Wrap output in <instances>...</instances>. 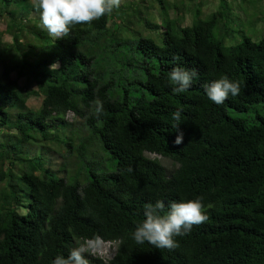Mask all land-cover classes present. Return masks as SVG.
<instances>
[{
  "label": "trees",
  "instance_id": "obj_1",
  "mask_svg": "<svg viewBox=\"0 0 264 264\" xmlns=\"http://www.w3.org/2000/svg\"><path fill=\"white\" fill-rule=\"evenodd\" d=\"M144 3L120 4L55 40L32 0H0V264H52L97 238L115 252L110 260L85 253L89 264H264V35L227 47L213 34L224 19L221 3L185 27L177 3ZM176 67L199 74L182 93L169 80ZM222 76L241 91L217 105L204 85ZM34 97H41L36 109L27 105ZM69 113L86 135L79 132L73 164H80L66 179L50 167L51 147L32 148L41 140L74 152L61 134ZM178 131L183 142L175 145ZM94 146L109 155L111 172L84 162ZM148 155L176 166L169 171ZM199 197L208 220L174 237V250L132 239L146 204L163 201L166 213L172 202Z\"/></svg>",
  "mask_w": 264,
  "mask_h": 264
},
{
  "label": "clouds",
  "instance_id": "obj_2",
  "mask_svg": "<svg viewBox=\"0 0 264 264\" xmlns=\"http://www.w3.org/2000/svg\"><path fill=\"white\" fill-rule=\"evenodd\" d=\"M121 0H32V7L39 13V20L43 30L55 40L67 37L72 27L76 25H87L99 20L107 14H111L118 8ZM58 64L53 63L51 70H56ZM199 74L195 69L173 68L169 73V80L175 85L173 91L182 93L190 88L193 80ZM240 83L232 81L227 76L204 85L207 98L217 104H223L231 94L233 97L239 95ZM103 102L95 101V113L97 117L103 113ZM181 112L177 110L172 114L176 121L175 129L181 124ZM183 142V132H179L174 140L175 145ZM203 197L187 202H172L168 205L165 213L163 201L155 204H146L144 207V221L139 224L132 233V239L136 244L147 243L156 249L174 250L178 243L174 239L177 236L188 234L193 226H199L208 220L205 207L202 203ZM162 213H165L162 215ZM114 244L104 242L97 238L88 241L87 246L81 245L70 251L67 258L57 256L52 264H89L85 253H90L98 244ZM85 243V244H86Z\"/></svg>",
  "mask_w": 264,
  "mask_h": 264
},
{
  "label": "rangeland",
  "instance_id": "obj_3",
  "mask_svg": "<svg viewBox=\"0 0 264 264\" xmlns=\"http://www.w3.org/2000/svg\"><path fill=\"white\" fill-rule=\"evenodd\" d=\"M174 2L177 3L178 7H180V11L184 16V20L180 19V21H182V26L184 27L191 26L193 24L195 15L200 19H207L211 13H214L218 10L221 3V11L223 13L224 19L214 29L213 34L215 39L221 41L224 46L229 47L239 44L242 41L243 36H246L253 41H257L262 35H264V0L261 2L260 0H225V2H221V0H170V3ZM129 4L136 6L140 4L146 5L144 0H121V5L128 6ZM146 12H152V8H150L148 11H145V13ZM154 17H157L155 11ZM170 17L171 19H178V17H176L175 11H170ZM180 17L182 16L180 15ZM158 22L159 21L157 20V23ZM4 30L5 23L0 21V32H3ZM159 31L161 32L162 30ZM141 33L147 36L145 31H141ZM154 35L155 34H152L150 36L154 37ZM10 41V37L4 34L3 42ZM127 48L128 46H124L122 51L125 52ZM11 77L15 78L14 74H12ZM18 83L19 85H23L24 79H19ZM31 87L33 88L34 86ZM40 102L41 97H34L27 102V105L32 109H36L40 105ZM256 109L259 110V107H252L249 115L254 116V110ZM229 114L236 118H244L246 116V114H238L233 111L229 112ZM65 120L69 126L67 127L68 129H66V132H62L61 134L69 136L73 140V147L75 148L74 152L72 147L69 148V151L72 153L68 154V148H61L57 144L43 142L41 140L40 142H34L33 147L35 148H32V152H34L36 149L38 150L36 152L37 154L40 151H43L44 147H51L54 150V153L52 155L50 154L51 156L48 157V162L50 163L51 169L57 171L59 176H63L65 170L67 175L66 179H69L77 172V167L80 164H73V162L76 161V157L78 155L76 148L79 147L81 143L79 132H82L81 137H83L86 135V130L82 125V121L78 118H75L71 113L67 114ZM26 149L27 146L25 150ZM86 151L88 154H85L86 159L84 162H94V164L99 166L100 171H112V167L106 161L109 155L102 149L94 146L86 149ZM92 153H94L96 156L92 155ZM21 156L23 157L24 154H21ZM148 157L151 159H157L162 164V166H164L169 171L176 166L173 164V162H171V160L161 156L148 155ZM67 159H70L69 162L66 161ZM66 162L69 164H66L65 168L59 169L60 165H63V163ZM84 245L87 246L88 243ZM114 252L115 244H105L99 242V244L90 253L99 256L104 260H110L113 257Z\"/></svg>",
  "mask_w": 264,
  "mask_h": 264
}]
</instances>
